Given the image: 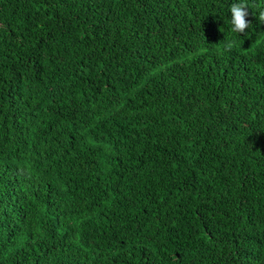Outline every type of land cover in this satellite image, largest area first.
Listing matches in <instances>:
<instances>
[{
  "label": "trees",
  "instance_id": "1",
  "mask_svg": "<svg viewBox=\"0 0 264 264\" xmlns=\"http://www.w3.org/2000/svg\"><path fill=\"white\" fill-rule=\"evenodd\" d=\"M233 2L0 0V264H264V0L240 35Z\"/></svg>",
  "mask_w": 264,
  "mask_h": 264
},
{
  "label": "clouds",
  "instance_id": "2",
  "mask_svg": "<svg viewBox=\"0 0 264 264\" xmlns=\"http://www.w3.org/2000/svg\"><path fill=\"white\" fill-rule=\"evenodd\" d=\"M230 8V20L232 24V31L237 34L245 33V30L249 28L251 22L247 20L249 15L248 6L243 0L240 2H234L231 4ZM259 20L264 22V11L259 14ZM234 43V42H233ZM233 43H229L227 48L230 50L233 47Z\"/></svg>",
  "mask_w": 264,
  "mask_h": 264
}]
</instances>
